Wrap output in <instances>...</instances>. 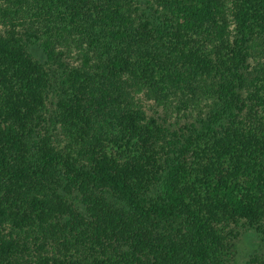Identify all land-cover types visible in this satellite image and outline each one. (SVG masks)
<instances>
[{
  "label": "trees",
  "instance_id": "1",
  "mask_svg": "<svg viewBox=\"0 0 264 264\" xmlns=\"http://www.w3.org/2000/svg\"><path fill=\"white\" fill-rule=\"evenodd\" d=\"M238 225L264 0H0V264H230Z\"/></svg>",
  "mask_w": 264,
  "mask_h": 264
},
{
  "label": "rangeland",
  "instance_id": "2",
  "mask_svg": "<svg viewBox=\"0 0 264 264\" xmlns=\"http://www.w3.org/2000/svg\"><path fill=\"white\" fill-rule=\"evenodd\" d=\"M42 53L40 48H34V54L40 59L44 58ZM236 229L239 232L230 248V264H246L247 259L255 254L264 257V234L245 225H238Z\"/></svg>",
  "mask_w": 264,
  "mask_h": 264
}]
</instances>
